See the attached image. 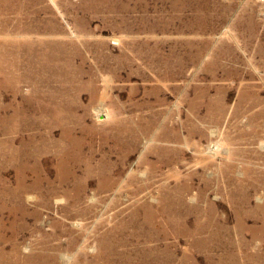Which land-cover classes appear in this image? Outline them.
I'll list each match as a JSON object with an SVG mask.
<instances>
[{"label": "rangeland", "instance_id": "obj_1", "mask_svg": "<svg viewBox=\"0 0 264 264\" xmlns=\"http://www.w3.org/2000/svg\"><path fill=\"white\" fill-rule=\"evenodd\" d=\"M0 264H264V0H0Z\"/></svg>", "mask_w": 264, "mask_h": 264}]
</instances>
